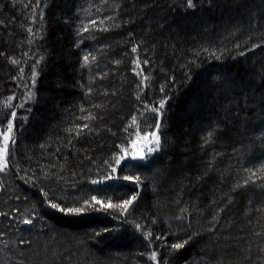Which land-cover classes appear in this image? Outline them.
<instances>
[{
	"label": "trees",
	"instance_id": "trees-1",
	"mask_svg": "<svg viewBox=\"0 0 264 264\" xmlns=\"http://www.w3.org/2000/svg\"><path fill=\"white\" fill-rule=\"evenodd\" d=\"M192 3L0 0V264H264V0Z\"/></svg>",
	"mask_w": 264,
	"mask_h": 264
},
{
	"label": "snow or ice",
	"instance_id": "snow-or-ice-1",
	"mask_svg": "<svg viewBox=\"0 0 264 264\" xmlns=\"http://www.w3.org/2000/svg\"><path fill=\"white\" fill-rule=\"evenodd\" d=\"M187 4L189 7L194 6L192 3V0H187ZM133 51H135V49H133ZM84 60H85V63H87L88 57L85 56ZM31 98H32V93H29V99H31ZM165 102L166 101L162 100L159 104V107L153 108V109H151V111L156 112V113H162V110L164 109ZM8 106L12 107L11 104H9ZM11 117L13 119L16 117V113L14 111L11 113ZM133 123H135V119L133 120ZM155 128H156L155 131H153L151 133H146L142 137H138L137 140L132 141L131 142V152H129L128 148H123L121 150L122 155H119L115 160L116 165L119 166L121 164V162L126 157H128L129 155L134 160L139 159V160L143 161L147 158V156H150L152 153L159 151L160 147H161L160 135H159V129H160V123L159 122L156 124ZM12 131H13V123H12V121H9L8 126H7V134H5L3 136L4 146L2 148H0V170H4V168H5V156H6L7 151H8V142H9L10 134L12 133ZM145 149H146V151H145ZM112 171H113V173H115L116 168L113 167ZM109 178H111V177H109ZM123 179L133 180V177L126 176ZM135 180L137 182H139V177H136ZM93 183H97V181H93ZM135 199H136V197L133 196L130 200L125 201L122 205H115V207H119L122 210H127L128 206ZM92 200L95 202V204H101L103 208L114 207V205L112 203L103 204V202L96 200L95 197H93ZM51 207L58 209L62 212H66L68 214H81L84 211V209H82V208H75V209L61 208L60 205L55 204V203L51 204ZM24 222L28 223V224L31 223L30 220H25ZM149 236H150V233L146 235V239ZM185 243H187V241H185ZM172 247L175 249H180V248L184 247V244L176 243V244H173ZM151 259L154 261L157 259V254L155 252L152 253Z\"/></svg>",
	"mask_w": 264,
	"mask_h": 264
},
{
	"label": "rangeland",
	"instance_id": "rangeland-1",
	"mask_svg": "<svg viewBox=\"0 0 264 264\" xmlns=\"http://www.w3.org/2000/svg\"><path fill=\"white\" fill-rule=\"evenodd\" d=\"M3 144H4V140L2 138V139H0V148L3 147ZM145 151H146V149H145ZM129 152H131V149L129 150ZM127 158H131V156L129 155Z\"/></svg>",
	"mask_w": 264,
	"mask_h": 264
}]
</instances>
